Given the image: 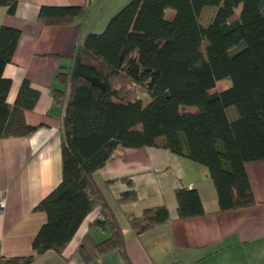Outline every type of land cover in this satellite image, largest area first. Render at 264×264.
Instances as JSON below:
<instances>
[{"label":"trees","instance_id":"16d2710c","mask_svg":"<svg viewBox=\"0 0 264 264\" xmlns=\"http://www.w3.org/2000/svg\"><path fill=\"white\" fill-rule=\"evenodd\" d=\"M17 5L0 0L9 15ZM206 8L212 15L203 25ZM85 13V5H43L36 21L68 26ZM19 36L0 26V139L37 129L25 113L34 110L38 89L24 79L8 102L11 81L4 69ZM55 79L61 85L51 93L61 113L60 182L34 208L46 216L32 241L34 255L6 258V264H31L47 251L61 254L95 208L99 217L92 225L108 232L95 245L97 254L117 251L130 264L120 226L94 180L123 149L164 148L204 167L221 212L255 203L245 164L264 160V0H128L101 32L85 35ZM223 80L227 86L217 89ZM230 107L237 116L228 118ZM123 181L130 189L118 203L136 201L131 181ZM174 196L176 220L205 215L195 188L178 187ZM127 220L138 236L169 223L170 215L160 205Z\"/></svg>","mask_w":264,"mask_h":264},{"label":"crops","instance_id":"0c3cea01","mask_svg":"<svg viewBox=\"0 0 264 264\" xmlns=\"http://www.w3.org/2000/svg\"><path fill=\"white\" fill-rule=\"evenodd\" d=\"M16 13L0 7V26L19 30L12 61L4 69L11 81L8 102L13 103L25 79L40 96L26 122L36 131L29 136L0 139V255L10 259L34 255L32 241L46 221L36 205L60 182V108L52 89L60 88L55 76L69 66L83 42L82 21L68 26H42L36 21L40 6H83L91 0H17ZM56 56L57 58L51 57ZM255 203L221 212L207 170L164 148L123 149L94 173L124 237L130 264H264V160L245 164ZM137 200L119 204L130 188ZM178 187L198 191L203 217L178 221L174 191ZM164 205L170 222L135 235L127 215ZM95 208L82 222L61 254L47 251L31 264H126L117 251L97 254L95 245L108 236L94 227ZM82 244L85 246L82 247ZM83 252V254H82ZM87 260H86V259Z\"/></svg>","mask_w":264,"mask_h":264},{"label":"rangeland","instance_id":"374dc122","mask_svg":"<svg viewBox=\"0 0 264 264\" xmlns=\"http://www.w3.org/2000/svg\"><path fill=\"white\" fill-rule=\"evenodd\" d=\"M128 0H91V3L87 5L85 16L82 20V27L88 33L101 32L105 27L108 19L115 14L121 7H123ZM200 16V21L205 25L211 15L212 11L206 8ZM211 9V8H210ZM172 10L168 9L166 11V17L171 16ZM228 84L227 80L219 82L216 86L217 89H222ZM237 116L236 109L234 107L228 108L227 116L228 118Z\"/></svg>","mask_w":264,"mask_h":264},{"label":"built area","instance_id":"2783aa9c","mask_svg":"<svg viewBox=\"0 0 264 264\" xmlns=\"http://www.w3.org/2000/svg\"><path fill=\"white\" fill-rule=\"evenodd\" d=\"M4 201L2 200L0 203V207L3 208ZM0 264H6V258L0 255Z\"/></svg>","mask_w":264,"mask_h":264}]
</instances>
